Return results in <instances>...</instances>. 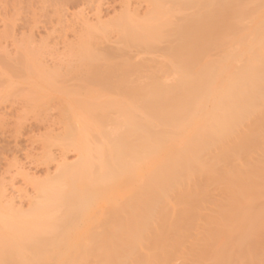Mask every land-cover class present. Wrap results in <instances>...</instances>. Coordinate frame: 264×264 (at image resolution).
<instances>
[{
    "label": "bare ground",
    "instance_id": "bare-ground-1",
    "mask_svg": "<svg viewBox=\"0 0 264 264\" xmlns=\"http://www.w3.org/2000/svg\"><path fill=\"white\" fill-rule=\"evenodd\" d=\"M156 1L144 20L134 12L112 31L150 54L167 44L162 67L144 71L123 64L122 55L110 63L109 53L103 66L89 48L91 56L80 57L88 81L122 99L94 106L93 133L66 105L74 126L62 145L78 161H64L54 178L37 184L28 211L15 209L24 190L13 177L0 186L1 200L11 193L0 201V264H171L177 256L237 264L233 249L245 256L256 247L239 236L264 219L252 211L264 197V0ZM214 152L218 160L207 161ZM22 163L13 168L28 183ZM210 186L223 200L204 215ZM172 197L182 206L175 216ZM198 222L204 238L187 253Z\"/></svg>",
    "mask_w": 264,
    "mask_h": 264
},
{
    "label": "rangeland",
    "instance_id": "rangeland-1",
    "mask_svg": "<svg viewBox=\"0 0 264 264\" xmlns=\"http://www.w3.org/2000/svg\"><path fill=\"white\" fill-rule=\"evenodd\" d=\"M151 2L152 0H0V186L14 179L16 189L23 188L25 192L27 191L26 194H23L25 193L23 191V196L21 194L20 197L22 199L15 202V209L18 207L23 210L22 212L28 211L32 204L30 199H36L38 196L36 185L54 178L64 161L68 165H74L78 161L77 151L73 147L64 148L62 145L63 136L67 132V126L73 123L72 120H76L75 122L81 126L78 122V117L81 116L85 119L83 123L86 125L91 123L90 132L93 133L96 128L94 106L100 101H108L109 98L114 102L122 99L118 94L112 96L114 91L107 88L102 91L104 87L97 83L90 84L87 66L82 65L85 63L81 64V56L89 51H95L96 54L94 56L93 53L92 58H96L97 55L103 66L106 65L104 64L106 61L102 60L106 59L104 56L109 53L115 55L116 59L115 57L111 59V56L109 60L108 55V62L124 58L128 61L123 60L125 62H122L123 64L128 62L134 66L144 65L142 69L147 71L148 68L151 72L162 67V60L165 61L162 51L167 44L162 43L161 46L159 44L158 50L151 55L138 46L126 47L121 43L118 32L112 31L115 22L131 19L134 12L137 13H134L137 18L144 20L153 9ZM97 10L98 13L101 10V14H98ZM96 14L98 18L101 15V19L99 18L101 22L95 17ZM54 47L60 58L57 56L55 58V51L51 50L55 49ZM51 51L54 52L55 61L51 58ZM87 56H91L90 53ZM155 64H158V69ZM46 79L50 83L45 82ZM66 105H70L69 108L71 107L76 115L74 117L72 114L73 119L71 116L68 117L71 111L67 109L69 114L64 112ZM98 105L96 109L99 108ZM102 108L103 105L99 111ZM96 115L98 116V113ZM69 118L72 119L70 122ZM217 154L218 152H214L207 156L206 160L217 161ZM17 161L18 163L20 161V164L23 162L25 168L27 167L26 171L30 175L28 183L23 181L13 168ZM218 164L221 167L224 165L223 162ZM7 195L9 197L7 196L6 200L11 198V193ZM207 195L213 203L207 205L208 208L206 207L207 210L203 211V214L212 215L217 209L215 202H220L223 194L219 187L210 186ZM0 201L5 203L3 198ZM2 208L0 206V214L5 211ZM168 209L175 216L182 210V206L177 203L175 197H172ZM252 211L264 212V197L257 200ZM203 228V222H198L197 228L190 232V238L187 237L183 246L187 253L188 249L194 246L193 243L204 238ZM239 238L250 239L256 247L245 256L237 248L233 249L232 256L237 264H264V219L255 229L249 230L246 225L241 227ZM226 239L221 240L227 241ZM145 253L146 250L142 249L138 254ZM189 258L190 261H186ZM214 262L212 257H208L202 264ZM171 264H194V259L177 256Z\"/></svg>",
    "mask_w": 264,
    "mask_h": 264
}]
</instances>
